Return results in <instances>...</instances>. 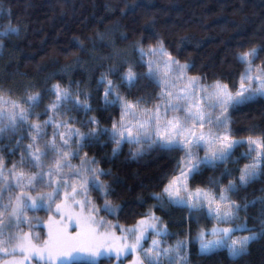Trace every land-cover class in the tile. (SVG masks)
Listing matches in <instances>:
<instances>
[{"label": "trees", "instance_id": "obj_1", "mask_svg": "<svg viewBox=\"0 0 264 264\" xmlns=\"http://www.w3.org/2000/svg\"><path fill=\"white\" fill-rule=\"evenodd\" d=\"M158 41L172 58L188 65L189 78H201L209 85L219 80L231 92L242 82L245 88L256 89L264 81V0H0V96L21 105L28 116L27 123L18 124L14 131L5 127L0 133L5 176L13 164L17 171L35 173L25 150L32 143L29 136L36 135L29 131L30 124L44 125L50 119L63 122L68 127L59 131L70 137V151H79V157L87 161L95 159L100 171L110 173L100 175L107 186L106 196L90 186L99 207L105 199L118 206L116 214L105 209L101 214L121 225H132L153 211L166 223L167 234L151 233L142 245L161 250L158 264H264V95L230 107L228 134L242 143L234 146L226 160L200 165L190 176V193H180L185 201L191 197L189 203H174L163 193V187L183 165L185 151L165 150L158 144L149 147L143 140L141 145L127 140L117 144L112 138L113 124L121 126L123 104L150 110L161 105L164 110V92L191 90L189 78L178 79L171 71L165 75L163 64L149 54ZM252 48L257 50V57L250 58L253 78L242 80L248 65L238 56ZM149 62L152 70L160 73L159 80L148 75ZM129 68L137 77L131 85L123 79ZM106 81L112 82L122 102L116 95H109L106 101ZM56 85L80 105L70 100L63 102L59 111L49 110L53 103H60ZM36 94L38 102L32 106L26 103L29 95ZM2 107L9 110L10 105ZM92 119L95 124L89 123ZM72 129L85 135L94 129L99 135L80 141ZM43 131L51 137L55 129L44 126ZM249 138L262 146L250 145ZM56 144L60 146L59 138ZM40 147L43 150L42 142ZM199 154L204 158L206 147H199ZM22 155L24 165L20 164ZM253 163L258 165L256 178L241 184V170ZM230 181L235 191L225 195L239 210L232 208L233 216L225 222L213 210L221 203L220 189L227 188ZM213 198L216 203L209 209L208 200ZM28 212L42 220L48 214L43 209ZM212 225L244 227L229 238L219 233L196 237L201 226ZM37 228L43 240L44 227ZM252 236L256 239L249 240L241 254H233L232 241ZM216 240H221L219 246L202 250L203 243ZM140 254L143 259L141 250ZM112 260L103 257L70 264H110Z\"/></svg>", "mask_w": 264, "mask_h": 264}, {"label": "snow or ice", "instance_id": "obj_2", "mask_svg": "<svg viewBox=\"0 0 264 264\" xmlns=\"http://www.w3.org/2000/svg\"><path fill=\"white\" fill-rule=\"evenodd\" d=\"M15 32L17 29H11ZM157 48L150 49V55H159L162 59L157 63H162L165 69V75H167L175 66L176 77L183 78L185 69L188 65H181L179 61L171 57V55L165 50L162 41L157 42ZM141 55L143 56V49H140ZM167 57V59H163ZM257 57V50L255 48L250 49L239 54L238 59L248 65L245 73L242 76V80L252 79L250 75L252 71V59ZM149 68L148 75L160 79V73L158 71H153V63L149 62L147 65ZM103 79V78H102ZM130 85L133 84L137 77L136 74L129 68L128 72L124 74L123 77ZM256 79H260L256 77ZM196 78H189V84H191V90L181 89L179 93L174 94L171 91H166L163 93V98L167 100V104L164 108V118L163 123H161V113L160 105H155L154 110L149 112V110L144 109L140 112V121L135 126V133L132 126H125L121 123L118 128L114 123L112 126V138L117 144L121 140H127L130 143H135L141 145L142 140L148 143L151 147L152 144H158L159 147L165 150H175L180 149L186 152L189 160V173L193 175L198 171L200 165L212 164L215 161H224L232 153L234 146L242 143L241 141L232 140L228 134V118L225 113L228 111L229 107L235 108L238 105L245 103L247 100L252 99L254 95H264V81H261L260 86L256 89L249 90L244 87L243 82L241 83V89L233 95L227 85L216 82L211 86L212 91L208 93L207 101L203 97L197 99L196 91ZM108 84L107 89L104 92L105 99L109 95H116V99L122 102V97L114 92V85L111 81H106ZM163 83V81H161ZM55 87V95L57 101L60 103H53L49 106V110L59 111L60 107L63 106V102L70 101L76 105H80V101L73 100L72 94L67 90L62 89L59 85ZM201 92H206L204 88L200 89ZM244 92H249V95L245 96ZM173 100L177 103H173ZM183 101L184 103H178ZM34 102H38V94L29 95L26 103L30 106ZM10 105L8 111H4L3 105ZM204 105L209 109H219L220 114L217 116H212L211 113L205 111ZM87 107L86 103L83 105ZM123 108L131 112L134 116L136 113L133 111L136 105L131 103L123 104ZM171 108L174 112L183 113V118L180 116H174L171 119L168 118V109ZM5 118L7 120V125H5ZM28 121V116L25 113V109L15 103L14 101L4 100L0 96V133L5 131V127L10 130H15L18 124H25ZM121 121H123V112L121 115ZM90 124H95V119H92ZM205 125H208V131L204 132L203 129ZM44 126H51L55 129L51 137L43 131ZM30 132H35V136H29L32 143L26 145V152L28 153V161L32 167L38 169L36 174L28 175L24 171H17V166L13 164L12 168L7 169L8 176H5V165L3 163V157L0 156V252L5 253L7 256L12 257V259L6 262H0V264H24L25 260L29 257L38 258L43 261L44 264H52L53 261H58L59 264H66V261L61 257L67 256L72 250L75 249H87L93 256L102 255V253L97 249L102 246L98 244L97 241H107L111 244L115 250L117 257L121 250H132L135 251L137 248L144 254V258L141 259L137 256L134 264H158V256L162 254L159 249H144L141 246V241L144 239V228H134L131 230V235L134 238V243L131 245L127 244H117L118 240H126L127 237H116L114 233L104 232L101 234L99 228L96 227L97 224L103 226V221H97L92 215L96 211L94 206H91V201L78 200L77 195H85L88 190V179L87 176H91L92 186L99 190H104L105 185L99 180L100 175H110V173H104L99 171L97 168L92 167L97 162L93 159L90 164L87 160L81 159L80 168L73 174L81 179L80 191H77V185L75 183L69 184L68 180L63 177L62 173L65 168L72 169L73 165L70 163L71 158H79V151L71 152V145L69 144L70 137L66 136L65 133L60 132L59 129L68 127L67 124L61 122L59 124L55 123L53 120H48L44 122V125L40 124H30ZM213 127L216 131H213ZM197 129H200L199 134H197ZM223 130V134L221 131ZM72 134L78 137L80 141H86L90 138H95L99 135L96 130L90 131L88 134H81L78 130L72 129ZM106 131V130H105ZM120 137V139H116ZM188 137H192L189 139ZM59 138L61 141L60 146L56 144V139ZM195 141V146H205L206 155L204 158L200 159L196 163H192L193 154L188 148L189 144ZM41 142L44 145L43 150L40 147ZM78 144V148H82L83 144L78 141H73ZM250 145H256L257 147L262 146L261 142L258 140H253L249 138L247 141ZM138 154L141 153V149L138 148ZM86 156V154H85ZM51 157V162L53 167H48L45 164V160ZM21 165L25 164L23 155L21 156ZM85 164H89L88 167H84ZM45 168L47 170L45 171ZM258 165L253 163L251 165H245V168L241 170L239 176V181L241 184H246L249 180L255 179L257 176ZM181 176L186 178V173L181 170ZM9 178H12L11 180ZM179 178H177L178 180ZM14 180V183L12 182ZM177 180L170 181L167 186L164 187L163 193L166 194L170 201L177 204L189 203L185 201L180 193L184 189L186 191V185L180 184ZM56 185L53 188V185ZM53 188L49 192H41V187ZM63 191L64 199L61 204L56 205L57 212L63 210L65 214L69 217H76L79 222V227L81 232L77 234L76 237L69 236L62 229H57L55 234L51 231L49 232V239L44 241L41 245L39 242V236H33L31 232H23L21 225L27 222L26 213L28 210L37 208L40 203L45 201L48 202V208L51 209V205L55 203L56 199H59L61 192ZM235 191V185L230 181L227 188L220 189L219 200L221 203H216L215 199L208 200V207L211 209V205L216 203V207L213 210L214 214L223 221H227L233 216L232 208L239 210V206L234 203L229 204L228 197L225 195L226 192ZM32 192H36L37 196L33 197ZM107 193L105 192V196ZM5 197L7 198V203H3ZM159 199V197H157ZM38 201L40 203H38ZM72 202L78 209L79 212L72 211L69 204ZM222 204L227 207L228 210L222 211ZM193 204L192 207H196ZM105 210L112 212L115 209L109 205L107 199H105ZM8 213L10 223L8 228L15 229V231L4 232V214ZM152 219H156L152 217ZM139 225L145 226L146 228H151L155 231L156 225L154 223H146L145 220L138 222ZM239 230V229H236ZM217 230H213V234H216ZM224 234H228L233 231V229H222L220 230ZM157 234H160L157 232ZM203 238V233H201V239ZM256 239L255 236L244 237L240 241H232L229 245L233 254H241L249 240ZM221 244V240L208 241L201 245L202 250H209L211 248L217 247ZM239 245L238 247L236 245ZM156 245V241H153V246ZM10 247V251H9ZM179 249H177L178 251ZM19 254L21 259H17L16 256ZM163 254H167V250H163Z\"/></svg>", "mask_w": 264, "mask_h": 264}, {"label": "rangeland", "instance_id": "obj_3", "mask_svg": "<svg viewBox=\"0 0 264 264\" xmlns=\"http://www.w3.org/2000/svg\"><path fill=\"white\" fill-rule=\"evenodd\" d=\"M155 56L157 57V59L159 61L162 59L161 57H159L158 54L155 55ZM163 59H167V57H164ZM179 63L181 65H184L181 62H179ZM171 72L174 75H176L175 66H173ZM189 76H190V74L185 69L184 74H183V78L186 79V78H189ZM195 82H196L197 99H200L201 97H203L204 100L207 101L208 93H210L212 91V88H211L212 85L204 83L201 80V78L196 79ZM217 82H220L221 84H223L219 80ZM201 88H204L207 91L206 92H201L200 91ZM240 89H241V84H240V86H239L237 91H239ZM236 92H231V93L233 95H235ZM245 93L246 92H244V95H246ZM178 103L183 104L184 102L180 101ZM133 105H135V104H133ZM204 107H205V111L211 113V115L213 117L220 114V110L219 109H209V108H207L206 105H204ZM3 109H4V111H8V110H6L5 107H3ZM229 109H230V107L228 108V111L225 113V115L228 118V126L230 125V122H231L230 115H229ZM142 110H144V109H141V108L136 106L135 109H133V111L136 113V115L134 116L131 112L123 109V121H121L122 113L119 114V118H120L121 123H123L125 126H132L133 127V131L135 133V126L139 123V121L141 119L140 112ZM147 110H149V112L152 111V109L151 110L147 109ZM160 113H161V123H163L164 110L161 109V105H160ZM174 116H180L181 118H183V113L174 112V111H172L171 108H169L168 109V118L171 119ZM120 125L121 124H119V126ZM208 128H209V126L205 125V128L203 129V131L207 132ZM199 131H200V129H197V134H199ZM213 131L214 132L216 131V129L214 127H213ZM220 131H221V134H223V130H220ZM188 138L192 139V137H188ZM199 147H202V146H195V141L194 140H193L192 144L188 145V148L191 150V152L193 154L192 163H196V162H198L200 160ZM50 158L51 157H49V159L45 160V164L48 167H53ZM81 159L86 160V158H81V157H79V158H75V157L71 158L70 163L73 165V168L72 169L65 168L63 170V173H62L63 177L68 180L69 184L75 183L77 185V191L78 192L80 191L81 179L79 177H76L73 173L80 168ZM88 162L90 164L91 161H88ZM89 164H85L84 167H88ZM182 164L183 165L181 166V168H179L177 173H175V175H173L171 181L177 180V178H179L177 180V182L180 183V184L186 185V191L184 189H182L181 193H184V192L190 193L189 192V188H188V179L190 178L192 173H189V171H188L189 160H188V157L186 155V152H185ZM92 167L97 168L95 165H92ZM97 169L100 171L99 168H97ZM46 170H47V168H45V171ZM181 170H183L186 173V178L181 176ZM37 171H38V169H35V171H34L35 173H32L31 175L36 174ZM9 179L11 180L12 178H9ZM87 179H88V190H87L86 196L85 195H77L76 198L78 200H82V201L85 200V199L91 201V206H94L95 209H96V211L93 212L92 215L95 217V219L97 221H103L104 222L103 226H100V224L96 225V227L99 228V231L101 232V234H103L104 232H109V233H114L116 237H127L126 240H118V241H116V243L117 244L131 245V244H133L135 242L134 238L131 235V230L134 229V228H142L143 227L144 228V239L141 241V246H142L144 241L146 240V238L151 233L157 234V232H159L160 235H165V234L168 233L169 230H168V226L166 225V223L163 221V219L160 216L156 215L153 211H151L149 213V215L140 218L136 223H134L132 225H121L118 222L110 220L106 215L101 214V209H105V202L103 203V205L101 207L98 206L97 199L94 197V195L90 194V192H89L90 191V186L92 185L91 176L88 175ZM99 180H100V182L103 183V185H105V183L102 181L100 176H99ZM12 182L14 183V180ZM169 182L165 186H167L169 184ZM40 187H41V192L46 193V192L52 191L53 188L56 187V185L54 184L53 188H48V187H44V186H40ZM164 187H163V189H164ZM101 192H102V194L104 196L105 192L107 193V186L105 187L104 190H101ZM31 195L33 197H35V196H37V193L36 192H32ZM63 199H64V196H63V191H62L61 194H60L59 199H56L55 203H53L51 205V209L50 210L48 208V202L47 201H45L43 203H40L38 201V203H40V206L37 207V208L30 209V210L31 211H36V210L43 209V210L47 211V213H48L47 217L45 219H43V220L42 219H37V218H35V216H36L35 214L36 213L34 212V214H30L28 212L29 211L28 210L27 213H26L27 222L21 225L22 231L26 232V233L27 232H31L32 235L35 237V236H38V228L37 227L43 226L44 227L45 236H44L43 240L39 239V242H40L41 245L43 244L44 241L49 239V232L51 231L53 234H55L57 229H62L69 236L76 237L77 234L81 232V228L79 227V222L77 221L76 217L67 216L63 210H61L60 212H57L56 205L57 204H61ZM107 202L109 203V205H111L115 209L112 212H109V211H107V212L110 213V214H116L118 212V206L113 204L112 202H110L108 200H107ZM3 203H5V204L7 203V198L6 197H5L4 201H3ZM69 204H70V206L72 208V211L79 212V209L74 204H72L71 201H69ZM0 211H2V209H0ZM9 215L10 214L5 213L4 217H3L4 224H3L2 228H3L4 232H9V231H13L14 232L15 231L14 228L11 229V230L8 228V225L10 223ZM152 217H155L156 219L153 220ZM141 220H145L146 223H154L156 225L155 231L153 229H151V228H146L145 226L139 225L138 222L141 221ZM243 227H244V225H237V226L212 225L209 228L201 226V228L198 231L196 237L197 238H201V233H203V238H204V237H206V236H208L210 234H213V230L215 229V230H217L216 233H219V234L223 235L224 238H229L236 229H241ZM225 228L233 229V231L228 233V234H224L220 230L225 229ZM97 243L98 244H102V246L99 247L97 250L102 252V253H105V254L98 255V256H93L87 249H75V250H72L67 256H63L61 258L66 261V264H70L73 261H97V260H99L100 258H103V257H113V260H112V262L110 264H134V261L136 260L137 256H139L142 259L141 254H140V248H137L135 251H132L130 249L129 250H121L120 253H119V256L117 257L115 248L111 244H109L107 241H103V242L97 241ZM10 250L11 249L9 247V251ZM16 258L17 259H21L19 254H17ZM10 259H12V257L7 256L3 252H0V262H6V261H8ZM24 264H44V262L39 260L38 258L29 257L27 260H25ZM52 264H59V262L58 261H53ZM145 264H147V263L145 262Z\"/></svg>", "mask_w": 264, "mask_h": 264}]
</instances>
